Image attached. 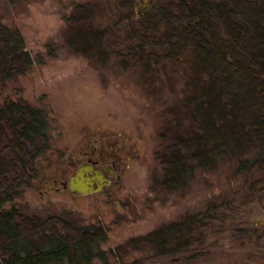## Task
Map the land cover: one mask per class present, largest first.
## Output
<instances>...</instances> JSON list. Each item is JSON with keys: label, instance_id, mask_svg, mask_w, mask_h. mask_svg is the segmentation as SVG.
I'll return each mask as SVG.
<instances>
[{"label": "trees", "instance_id": "1", "mask_svg": "<svg viewBox=\"0 0 264 264\" xmlns=\"http://www.w3.org/2000/svg\"><path fill=\"white\" fill-rule=\"evenodd\" d=\"M104 2L73 4L76 20L64 17L61 47L97 68L117 71L121 65L133 70L140 81L138 94L150 98L152 109L153 96L168 86L169 76H176L182 86L180 101L174 110L172 105L168 111L155 109L161 117L154 158L165 179H189L197 168L196 182L190 185L207 183L208 163L223 160L218 178L224 169H233L244 178L240 186L248 203L264 209V0H114L110 6ZM95 12L99 21H93ZM32 65L33 56L25 50L18 29L0 16V264H117L110 259L118 256L115 250L100 246L107 238L102 225L77 219L73 227L62 213L57 218L61 225L54 222L49 227L16 202L35 178L36 160L51 146L46 112L3 94ZM171 85L176 92L175 83ZM250 135L255 138L252 144ZM218 147L221 154L214 152ZM186 178L183 182L189 181ZM9 202L12 205L5 207ZM191 220L197 222L187 214L180 223L187 237L195 234L186 230ZM26 221L32 226L28 234ZM33 224L40 232L32 235ZM176 225L159 226L140 238L162 248ZM261 226L264 219L255 215L237 229L244 239L253 240ZM186 244L179 255L170 254L180 264H190L195 253L186 249L191 243ZM123 256L130 260L127 264L138 261L128 253Z\"/></svg>", "mask_w": 264, "mask_h": 264}, {"label": "rangeland", "instance_id": "2", "mask_svg": "<svg viewBox=\"0 0 264 264\" xmlns=\"http://www.w3.org/2000/svg\"><path fill=\"white\" fill-rule=\"evenodd\" d=\"M84 1H109L110 6L114 0H0L2 21L18 29L25 50L33 56L32 67L10 82L3 94L41 107L48 116L51 136L50 149L36 160L35 178L16 202L26 213L39 215V221L49 227L62 213L65 223L73 227L79 222L102 225L107 238L100 246L115 250L118 256L110 259L117 264L130 263L123 256L127 253L138 260L133 264H180L179 258L170 254L179 255L188 242L191 246L186 249L195 252L190 264H264V226L256 228L253 240L244 239L237 229L255 215L264 219L260 204L248 203L245 188L240 186L242 176L226 168L218 178L219 163L224 161L216 160L207 165L211 175L207 183L190 185L196 182L197 168L191 170L189 179L177 175L171 183L154 158L161 117L155 114L168 111L171 105L174 110L180 101L182 86L177 85L176 76H169L168 86L153 96L152 103L158 109L153 110L150 98L138 94L140 81L133 70L121 65L117 71L109 66L99 69L82 56L68 55L61 47L64 17L75 21L73 4ZM99 19L95 12L93 21ZM50 48H55L52 54L48 53ZM171 83H175L176 92ZM250 137L252 144L255 138ZM214 152L221 154L223 149L218 147ZM89 159L113 166L111 184L89 195L63 189L60 182ZM183 178L189 181L183 182ZM11 205L9 202L5 207ZM187 214L197 219L187 224L186 230L195 232L191 237L180 224ZM170 223L178 225L169 230L166 246L160 248L156 241L140 238ZM23 226L28 234L31 224L26 221ZM33 227L32 235L39 231ZM201 251H205L204 256H197Z\"/></svg>", "mask_w": 264, "mask_h": 264}, {"label": "water", "instance_id": "3", "mask_svg": "<svg viewBox=\"0 0 264 264\" xmlns=\"http://www.w3.org/2000/svg\"><path fill=\"white\" fill-rule=\"evenodd\" d=\"M114 175L112 165H99L97 161L89 159L79 165L66 180L61 181L60 185L71 193L89 195L105 190L111 184ZM52 189L58 191L60 187L52 186Z\"/></svg>", "mask_w": 264, "mask_h": 264}]
</instances>
